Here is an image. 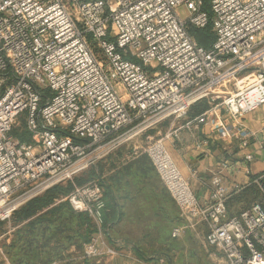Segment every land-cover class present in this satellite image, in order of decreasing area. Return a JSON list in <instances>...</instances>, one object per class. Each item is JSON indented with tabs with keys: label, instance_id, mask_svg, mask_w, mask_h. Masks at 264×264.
<instances>
[{
	"label": "built area",
	"instance_id": "built-area-1",
	"mask_svg": "<svg viewBox=\"0 0 264 264\" xmlns=\"http://www.w3.org/2000/svg\"><path fill=\"white\" fill-rule=\"evenodd\" d=\"M206 2L0 0V222L54 185L72 183L64 198L95 226L78 257L99 263L118 255L101 185L75 179L130 147L149 156L187 219L205 223V244L226 264H264V171L252 181L261 197L230 214L227 201L239 187L231 191L213 175L200 201L165 146L177 128L148 133L165 120L172 127L203 100L208 109L187 124L207 122L217 108L235 119L264 104V0ZM208 24L214 39L205 47L190 29ZM22 111L28 139L11 134ZM217 133L244 147L253 134L224 120Z\"/></svg>",
	"mask_w": 264,
	"mask_h": 264
},
{
	"label": "crops",
	"instance_id": "crops-1",
	"mask_svg": "<svg viewBox=\"0 0 264 264\" xmlns=\"http://www.w3.org/2000/svg\"><path fill=\"white\" fill-rule=\"evenodd\" d=\"M203 107L198 102L189 109L186 117L177 119L172 127L169 120H165L148 133L158 136L177 128L175 134L164 142L190 188L204 202L210 193L211 177L220 175L231 191L239 187L227 201L230 213L234 214L257 199L248 190L253 185V179L264 171V104L235 119L228 118L224 109L217 108L207 115V122L198 126L187 124L188 120L205 112L209 104ZM222 120L231 126L240 125L249 129L253 134L248 145L244 147L237 139L220 136L217 126ZM247 152L253 154L251 161L244 159ZM103 176L104 184L111 191L108 209L116 220L112 226L115 236L111 242L120 249L118 255L103 257L106 264L164 263V256L161 255L168 249L165 243L160 242L162 228L167 229L170 237L174 227H181L184 233L192 234L194 227L199 225L206 233L204 222L187 219L179 209L151 159L141 150L132 152L130 147L116 150L104 159ZM249 198L252 199L245 204L244 201ZM7 235L0 234L2 264H12L2 248V243L9 242L12 237ZM74 248L71 246L67 250L73 264L80 254L72 252ZM157 248L161 252L152 254ZM159 259H162L161 263Z\"/></svg>",
	"mask_w": 264,
	"mask_h": 264
},
{
	"label": "trees",
	"instance_id": "trees-1",
	"mask_svg": "<svg viewBox=\"0 0 264 264\" xmlns=\"http://www.w3.org/2000/svg\"><path fill=\"white\" fill-rule=\"evenodd\" d=\"M209 25L200 30L207 29ZM213 39L214 35L211 33L207 39L195 40L202 46L208 47ZM204 101L199 102L204 106L203 109L207 107ZM196 105L198 103L193 106ZM103 172L104 160L76 177L75 182L82 184L87 180L96 179L101 185L106 203L104 226L112 241L114 236L110 230L116 220L108 209L111 191L104 184ZM72 188V183L54 185L15 211L9 222H0V234L12 235L9 242L2 243L3 251L12 264H49L53 260H61V264H73L67 250L73 246L79 254L82 244L94 233L95 226L86 213L75 211L64 198ZM166 239L165 236H161L160 242L165 243L169 248L172 245ZM135 246L137 247L136 244ZM82 261L86 263L88 260Z\"/></svg>",
	"mask_w": 264,
	"mask_h": 264
},
{
	"label": "rangeland",
	"instance_id": "rangeland-1",
	"mask_svg": "<svg viewBox=\"0 0 264 264\" xmlns=\"http://www.w3.org/2000/svg\"><path fill=\"white\" fill-rule=\"evenodd\" d=\"M206 1L207 4L208 2H210V0H206ZM177 13L181 18H185L188 15V10L184 5H180L177 7ZM190 30L192 36L196 40L197 38L207 39L211 33L213 34L212 25H209V27L204 30H200L197 28H191ZM98 58L103 60L101 56ZM113 84L118 94L123 95L124 89L122 87V84L116 80L113 81ZM25 114L26 111H22L21 113H19L17 117L18 122L13 126V129L11 131V134L14 137H17L23 131L22 137L28 139L27 134L26 133L24 134ZM262 182L264 184V179H262ZM248 192H250L251 194L253 193V197L255 196L257 199L261 197L259 188L255 184H253L250 187ZM251 199L252 198L246 199L244 203L245 204L248 203V200L250 202ZM194 228L195 229L192 231V234L191 233L188 234V232L184 233L181 230L183 233L181 232V234L175 239L170 237V234L167 231V229H163V228L160 229V233L162 234V237L165 236L167 238L166 239L167 242L172 245L169 248H167L168 250L165 251L166 254L161 255L162 257L164 256L163 257L164 263L162 264H226V260L219 251H215L214 249L208 247L205 244L204 242L205 232L200 228V226L196 225ZM110 232L112 233L113 236H115L112 230H110ZM166 233L167 235H165ZM160 252L161 249L157 248L154 252H152V254L156 255L159 254ZM146 254H150V253H146ZM76 259H78V261L75 262L74 264H106L105 263L106 258H102L99 263H96L93 260L83 263L82 258L78 257ZM0 264H2L1 261Z\"/></svg>",
	"mask_w": 264,
	"mask_h": 264
}]
</instances>
